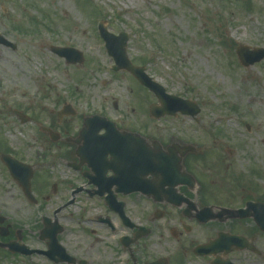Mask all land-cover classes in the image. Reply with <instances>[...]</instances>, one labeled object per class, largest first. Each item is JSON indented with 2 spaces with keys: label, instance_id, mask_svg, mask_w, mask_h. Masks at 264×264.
<instances>
[{
  "label": "rangeland",
  "instance_id": "374dc122",
  "mask_svg": "<svg viewBox=\"0 0 264 264\" xmlns=\"http://www.w3.org/2000/svg\"><path fill=\"white\" fill-rule=\"evenodd\" d=\"M100 21L115 34L129 32L134 64L146 66L168 92L199 104L202 126L181 114L150 117L156 97L129 72L112 70ZM0 34L17 44L15 50L0 44V141L28 160L39 144L18 115L37 112L46 123L69 103L79 116L125 113L137 119L141 133L158 139L196 142L209 134L220 147L238 150L232 168L264 183V89H254L264 85V59L244 67L236 54L241 44L264 47V0H0ZM51 46L74 47L84 61L67 63ZM3 169L4 225L26 223L28 244L46 250L29 232L40 219L38 207L23 199ZM16 256L0 252V264H55L44 255Z\"/></svg>",
  "mask_w": 264,
  "mask_h": 264
},
{
  "label": "flooded vegetation",
  "instance_id": "af4514ba",
  "mask_svg": "<svg viewBox=\"0 0 264 264\" xmlns=\"http://www.w3.org/2000/svg\"><path fill=\"white\" fill-rule=\"evenodd\" d=\"M59 111L46 123L37 112L25 114L27 121L20 122L32 125L30 136L39 150L28 151V160L1 140L0 167L10 174L5 155L30 165L32 197L15 180L23 199L41 214L29 232L48 247L49 227L64 254L54 261L44 249L28 244L26 223L20 229L5 224V236L0 225L1 242L14 240L20 230L24 245L22 252L1 247L0 252L44 255L55 264H264V183L254 178L256 173L250 179L232 168L238 150L222 148L217 139L203 135L182 162L180 152L173 150L178 156L172 161L184 163L192 177L186 180L185 169L179 168L165 181L162 173L140 174L145 159L134 152L136 135L122 132L125 140L88 143L78 139L84 117L76 110L62 116ZM122 115L115 121L119 130L140 133L137 119ZM195 121L202 126L201 118ZM104 133L106 129L99 131ZM158 140L164 149L183 141L173 136ZM86 144L100 150L84 151Z\"/></svg>",
  "mask_w": 264,
  "mask_h": 264
},
{
  "label": "water",
  "instance_id": "95a60500",
  "mask_svg": "<svg viewBox=\"0 0 264 264\" xmlns=\"http://www.w3.org/2000/svg\"><path fill=\"white\" fill-rule=\"evenodd\" d=\"M100 31L103 36V38L106 41L107 48L109 53L115 58L117 66L114 68L116 70L120 69H126L129 72H131L142 84L149 87L158 97L159 104H153L151 106V114L155 117H161L166 114H173L175 115L177 112H182L183 114H190L192 116H195L199 112V108L195 102H192L190 100H185L182 98H179L175 95H171L166 93L165 88L157 83L152 77H150L146 72L144 67H138L135 66L131 60L128 57L127 54V41L128 36L126 33H121L120 35L116 36L110 32L107 31V28L104 23L100 24ZM52 50L61 56H65L69 62L77 63L82 62L83 57L82 54L73 48H60V47H53ZM238 54L239 58L242 64L245 66H249L251 64H254L255 62H258L264 58V48H257L254 51H249V48L247 46H240L238 48ZM69 109L70 107H66ZM98 125L96 129H91L93 126ZM109 127V124L105 123L104 119L100 118L99 116L95 115L89 118L85 119V127L82 129L80 138L81 139H99L100 137H97L96 133L99 131V129L102 127ZM108 136L113 134V131L108 130ZM107 136V137H108ZM144 140L141 138L140 142L142 143ZM142 147V145H140ZM148 151L150 156L157 161H154L153 166L150 165V169H156L165 171L168 169H172L170 165L166 166L165 163H162L158 165V156H162L161 146L156 144L155 148L157 151H153L150 149H147L145 147H142ZM193 147L190 145H187L183 148L184 153H187L189 151H192ZM145 150H141L140 153L143 155ZM175 155V152H171ZM4 161L8 163L12 175L24 186L25 189L28 190L29 188V180L32 176V172L29 166L17 163V161L10 159V157H4ZM177 169L179 168L178 162L175 163ZM173 167V168H176ZM168 168V169H167ZM158 171L152 172L153 175L157 173ZM148 170L144 171L143 174H147ZM0 221H3V218H0ZM2 234H5L3 232ZM45 236L49 238V247L50 250L48 251V254L54 258L56 255L62 256L64 253L62 250H57L58 247L55 243V235L54 232L47 227L45 229ZM19 239H21V235L19 234ZM1 246L9 247V249L13 251H21L23 246L20 245L18 242H11L7 245H4L0 243Z\"/></svg>",
  "mask_w": 264,
  "mask_h": 264
},
{
  "label": "bare ground",
  "instance_id": "6f19581e",
  "mask_svg": "<svg viewBox=\"0 0 264 264\" xmlns=\"http://www.w3.org/2000/svg\"><path fill=\"white\" fill-rule=\"evenodd\" d=\"M250 26L252 27L253 26V23H250ZM254 89L256 90H263L264 89V85L262 82H257L256 85L254 86ZM260 100H263V98L260 97Z\"/></svg>",
  "mask_w": 264,
  "mask_h": 264
}]
</instances>
